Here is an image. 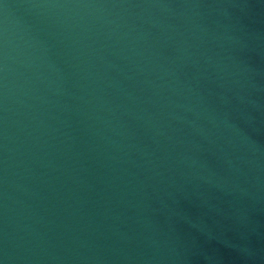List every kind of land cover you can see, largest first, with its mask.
<instances>
[{
  "label": "water",
  "instance_id": "1",
  "mask_svg": "<svg viewBox=\"0 0 264 264\" xmlns=\"http://www.w3.org/2000/svg\"><path fill=\"white\" fill-rule=\"evenodd\" d=\"M0 264H264L200 0H0Z\"/></svg>",
  "mask_w": 264,
  "mask_h": 264
}]
</instances>
